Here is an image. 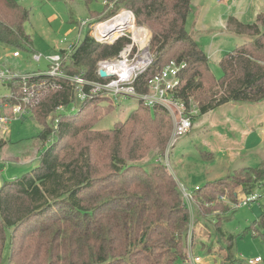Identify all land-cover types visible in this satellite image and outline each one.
Returning a JSON list of instances; mask_svg holds the SVG:
<instances>
[{"label": "trees", "instance_id": "obj_1", "mask_svg": "<svg viewBox=\"0 0 264 264\" xmlns=\"http://www.w3.org/2000/svg\"><path fill=\"white\" fill-rule=\"evenodd\" d=\"M102 2V11L92 14L95 21L129 9L149 31L153 62L137 80L138 91H145L147 80L174 60L185 64L177 96L196 106L192 120L230 102L264 100V12L250 23L227 18L226 30L242 41L222 55L216 78L207 54L185 28L191 0ZM28 19L18 0H0V44L31 51L24 28ZM127 41L121 37L97 43L87 30L64 61L63 72L94 78L97 62L115 57ZM49 81L30 114L40 125L39 141L50 143L36 166L0 183V264L6 248L4 264H186L190 212L173 175L155 160L170 136L171 118L162 108L150 110L138 103L124 121L94 129L112 106L95 103V98L78 102L67 81H55L56 87ZM21 83L15 79L6 87L20 94ZM70 104L75 110L56 113ZM4 145L0 137V149ZM151 152L152 158L138 163ZM207 153L204 159L212 160ZM238 187L246 194L264 187V161L236 169L218 187L197 186L192 204L196 217L226 191L235 202ZM215 227L223 251L220 264H239L236 236L225 234L220 222ZM203 250L210 253L211 246Z\"/></svg>", "mask_w": 264, "mask_h": 264}, {"label": "rangeland", "instance_id": "obj_2", "mask_svg": "<svg viewBox=\"0 0 264 264\" xmlns=\"http://www.w3.org/2000/svg\"><path fill=\"white\" fill-rule=\"evenodd\" d=\"M18 1L29 12V19L24 24V28L31 39V51L18 50L19 56L14 57L12 53L16 50L0 44V65L15 74L43 69L45 64L43 59L36 62L32 59V54L34 52L50 53L57 50L60 47V39L65 37L70 40L76 37L79 25L75 21L90 19L92 24L96 23L94 22L96 18L93 17L95 15L92 16V14L100 13L103 6L102 0H90L87 4H85L84 0ZM258 1L247 0L248 3L240 5L241 0H225L218 3V7L221 11H227L232 7L233 12L238 6V10H241V8L246 9L247 4L249 6V2H253L254 6H256ZM110 5L108 6L110 7ZM243 21L251 20H241V22ZM185 28L188 30L189 21ZM86 32L87 28L85 27L82 30V38ZM241 41L240 38H233V40L224 43L226 48L224 53L230 51L236 44L239 45ZM210 69L216 78L221 75L218 62L210 63ZM7 95H9L8 88L0 84V96ZM94 98L96 99L95 103L100 102V105L112 106L111 109L108 108L110 110L104 111L95 122L94 129L98 130L110 129L116 122L124 121L139 103L133 97L119 98L117 100L101 97ZM74 108V105L70 104L62 109H57L56 113L71 112ZM232 108L239 110V107ZM104 109L106 110V107ZM234 110L229 106L217 107L206 114L196 117L195 120H192L191 131L178 139L171 148L169 155L171 170L168 168L167 170L173 175L177 185L182 184L187 192H193L195 186H202L205 183L218 187L220 183L226 182V178L236 169L243 166L256 167L260 162L264 161V120L259 124L246 125L248 129L252 128L247 135L229 131L228 128L232 122L239 121L240 124H245L248 114L247 108L242 109L239 113H235ZM240 117L244 118V120ZM215 119L226 122L224 128H226L227 136H229L228 142L231 143L232 140H236L240 146L233 145L230 150L227 147V143L222 142L219 137L218 142L215 141L213 133L218 131L215 126L212 127V121ZM224 128H221V130ZM39 132L40 125L34 121L30 112L22 117H14L9 121L7 131L0 134L1 139L5 141V145L0 149V183L18 177L38 164L39 154L50 143L49 140L42 145L37 138ZM169 138L166 145L169 142ZM213 143L218 146V150L215 155L210 152L213 159L207 161L204 158L207 157L208 153L204 152L203 149L207 150L208 145ZM232 154H234L233 158H231ZM154 155L155 153L151 152L148 156L139 160L138 163L143 164ZM237 155L238 158L234 160ZM227 168L229 169L228 171ZM236 191L239 197L244 195L241 187H238ZM254 191L262 196L264 187H258ZM193 203L194 200L192 201ZM217 204L221 205V208H216ZM205 207L207 210L202 211L201 217L198 218L193 208L190 211L192 214L190 225L193 227L194 237L193 239L191 238L189 245L193 256L197 255L201 260L197 264H220L223 251L221 243L218 241L220 237L215 227L216 222L221 223V230L225 234L236 236L234 243L239 264H248L247 260L256 256H261L264 259V201L262 198L247 204H240L237 207V202H231L226 191L223 195L217 196L212 203L205 205ZM207 245L211 246L210 253H206L203 250L204 246ZM7 253L6 248L2 260L3 264ZM187 262L188 260L186 264ZM259 264H264V260Z\"/></svg>", "mask_w": 264, "mask_h": 264}, {"label": "built area", "instance_id": "obj_3", "mask_svg": "<svg viewBox=\"0 0 264 264\" xmlns=\"http://www.w3.org/2000/svg\"><path fill=\"white\" fill-rule=\"evenodd\" d=\"M105 3V2H104ZM90 19H82L79 22V29L76 37L68 40H59V48L50 53H33L32 59L45 62L43 69L32 72L15 74L8 68L0 65V84L7 86V83L19 79L22 83L21 93L0 96V134L7 131L9 121L14 117H22L26 113H31V106L45 90L47 80L50 85L55 81H67L73 91L75 100L83 102L94 97L117 100L119 98L133 97L144 107L152 110L162 108L172 121V129L169 142L164 152L156 157V161L162 163L171 170L169 155L171 148L182 136L186 135L192 128L191 116L196 114L197 108L194 104L187 105L183 99L177 96L179 86V74L184 68V63L170 60L162 69L152 75L146 83L145 91H138L136 82L144 74L153 62V55L149 50V31L143 25H138L131 10L121 9L114 16L103 22ZM100 22V23H99ZM87 28L88 34L97 43L111 44L121 37H126L128 41L115 57L99 60L94 71L95 77L88 78L81 74L67 75L63 72V63L67 61L77 50L82 41V30ZM14 57L19 56L18 51L12 53ZM106 73L101 77L99 71ZM8 88V87H7ZM14 100V101H13ZM189 106V107H188ZM59 107L58 109H62ZM8 110V112H6ZM179 188L186 202L189 212L192 210L193 192H187L182 184ZM243 192V191H242ZM244 193V192H243ZM237 207L240 204H247L262 198L256 191L241 197L237 195ZM190 219L192 214L190 213ZM191 221V220H190ZM187 235V264H197L200 258L193 256L190 248V240L193 234V227L189 223ZM262 261L260 256L248 259V264H259Z\"/></svg>", "mask_w": 264, "mask_h": 264}, {"label": "crops", "instance_id": "obj_4", "mask_svg": "<svg viewBox=\"0 0 264 264\" xmlns=\"http://www.w3.org/2000/svg\"><path fill=\"white\" fill-rule=\"evenodd\" d=\"M224 1L225 0L223 1L222 0H191L192 8L189 15L187 16L188 19H186L187 22L185 24V27L189 21V28L187 31L188 33L192 34L195 41L201 46V48L207 54L209 65L212 62L214 63L219 62L220 58L222 57L223 53L226 50V48L224 47V43L233 40V38H238L236 36H233L232 34H229V32L226 30L225 24L229 16H233L240 21L251 20V21H243L247 23V22H252L258 13L264 12L263 11L264 2H262V0H259L256 6H254L253 2L251 3L249 2V6L247 4L246 9L241 8V10H238L239 7L238 6L237 9L233 12H232V7L227 11L219 10L218 3ZM243 3H248V2L247 0H241L240 5H242ZM223 106H229L232 110H234L232 107L235 108L239 107V110H234L235 113H239L244 108L248 109L247 111L249 117L247 114V118L245 119V124L242 123L240 124L239 121L232 122L228 128L229 131L240 132L242 134L247 135L249 134V131L252 128L250 127L248 129L246 125H253V123L259 124L261 121L264 120V100L259 101L257 103L230 102L221 105L219 107H223ZM240 118L244 120V118L242 117ZM225 123L226 122H222L221 120L218 119L213 120L212 127L215 126L218 130V131H214L213 135L215 137L216 142H218V137H219L222 142L227 143V147H229L231 150L233 145L240 146V144L236 140H232L231 143L228 142L229 136H227L226 128H224ZM221 128L224 129L221 130ZM217 150H218V146L213 143L212 145H208V149L204 151L209 153L211 152L213 155H215V152H217ZM231 156H232L231 158H233L234 154H232ZM237 158L238 155L234 158V160H236ZM228 170L229 169L227 168V171Z\"/></svg>", "mask_w": 264, "mask_h": 264}, {"label": "water", "instance_id": "obj_5", "mask_svg": "<svg viewBox=\"0 0 264 264\" xmlns=\"http://www.w3.org/2000/svg\"><path fill=\"white\" fill-rule=\"evenodd\" d=\"M99 74H100L101 77H105L106 76V73L104 71H102V70L99 71Z\"/></svg>", "mask_w": 264, "mask_h": 264}]
</instances>
